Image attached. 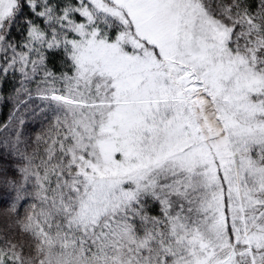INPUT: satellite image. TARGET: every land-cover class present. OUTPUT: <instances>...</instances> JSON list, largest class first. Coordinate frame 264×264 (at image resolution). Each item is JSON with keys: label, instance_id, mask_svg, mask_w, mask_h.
<instances>
[{"label": "snow or ice", "instance_id": "6c2138e0", "mask_svg": "<svg viewBox=\"0 0 264 264\" xmlns=\"http://www.w3.org/2000/svg\"><path fill=\"white\" fill-rule=\"evenodd\" d=\"M5 100L0 264H264V0H0Z\"/></svg>", "mask_w": 264, "mask_h": 264}, {"label": "trees", "instance_id": "16d2710c", "mask_svg": "<svg viewBox=\"0 0 264 264\" xmlns=\"http://www.w3.org/2000/svg\"><path fill=\"white\" fill-rule=\"evenodd\" d=\"M15 34V32H14ZM15 80L12 77H9L7 82L4 84V94L7 95L13 88V86L15 85ZM18 86V85H16ZM12 107V103L11 101H3L0 102V121L6 120L10 109ZM40 128V121L37 120H33L32 122H30L29 124H27L26 126V133H35L36 131H38ZM8 207L7 204V200H3L0 201V220L3 219V214L6 212Z\"/></svg>", "mask_w": 264, "mask_h": 264}]
</instances>
